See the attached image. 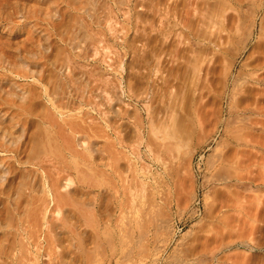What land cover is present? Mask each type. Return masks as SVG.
I'll use <instances>...</instances> for the list:
<instances>
[{
  "label": "rangeland",
  "instance_id": "obj_1",
  "mask_svg": "<svg viewBox=\"0 0 264 264\" xmlns=\"http://www.w3.org/2000/svg\"><path fill=\"white\" fill-rule=\"evenodd\" d=\"M254 104L264 0H0V264H264Z\"/></svg>",
  "mask_w": 264,
  "mask_h": 264
},
{
  "label": "bare ground",
  "instance_id": "obj_2",
  "mask_svg": "<svg viewBox=\"0 0 264 264\" xmlns=\"http://www.w3.org/2000/svg\"><path fill=\"white\" fill-rule=\"evenodd\" d=\"M1 32L5 33L7 31L2 29ZM250 116H251L250 125H249L250 150H249V165H248L249 166L248 168L250 170L245 176H243L241 174L243 168L240 165V163H238L236 166L237 174L235 175L233 182L235 188L233 195L236 202V214H237L236 236L240 239H242L244 236V229L242 226V221L244 217H246L247 219L249 218L250 220V224H251L250 230L252 232H249V234H252L254 231L257 232L255 229L258 228L262 232L264 231V195H262V193L264 192V107L260 109L256 107V104H254V107L250 109ZM244 191H247L248 193L245 194ZM260 214L262 219L260 220L261 221L260 226L262 229L258 227V225L257 227L256 225L254 226L255 220L256 221L258 220ZM242 241L240 240L239 242L242 243ZM262 243L264 244V242ZM239 244H237V246Z\"/></svg>",
  "mask_w": 264,
  "mask_h": 264
}]
</instances>
